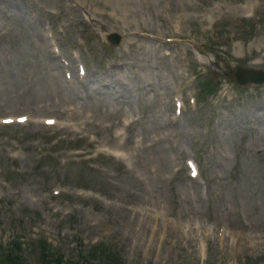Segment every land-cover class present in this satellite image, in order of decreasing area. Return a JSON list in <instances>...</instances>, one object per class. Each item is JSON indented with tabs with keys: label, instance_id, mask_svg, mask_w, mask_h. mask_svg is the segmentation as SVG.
<instances>
[{
	"label": "rangeland",
	"instance_id": "obj_1",
	"mask_svg": "<svg viewBox=\"0 0 264 264\" xmlns=\"http://www.w3.org/2000/svg\"><path fill=\"white\" fill-rule=\"evenodd\" d=\"M114 1L120 3L119 9L110 10L111 15H96L104 30L122 29L121 32L125 33L123 45L120 43L116 46L110 55L98 45L100 58L109 63L114 62L116 50L120 52L129 39L137 40L129 52L132 51L135 57L140 53L139 40L127 37L129 31L140 29V20L149 27L146 33L152 34L151 31L157 32L156 27L164 15H168L166 13L185 15L192 10L187 2L199 3L194 9L200 10L209 3L217 6L222 4L223 8L225 5L236 8L238 2H233L239 0H157L158 4L156 0H144V3ZM253 3L260 14L259 22L240 26L239 31L244 33L226 45V54L218 53L219 60L213 67L212 64L193 66L196 72L210 71L215 78L219 77L227 93L231 89V96L226 95L222 99L221 94H217L210 100L218 102L215 105L223 103L216 112H223L225 117L220 125L225 147L212 161V166L207 168L204 175L208 181L206 188L201 178L190 186L182 179L171 182L162 177L140 183L126 173L118 174L113 180L107 175L98 178L97 174V180L93 181L85 178V174L80 171L79 160L74 158V152L66 148L54 154V161L46 157L37 167L38 160L51 147L47 144V138L52 133L56 132L57 136L72 142L94 129L93 125H89L83 133H69L61 128L64 119L52 112L59 109L63 102L62 96L67 95L63 92V86L68 85L69 89L73 87L68 81L62 83L60 76L55 74V61L49 58L52 45L46 27L48 23H55L52 16L62 18L66 15L65 18L69 20L74 11L66 7L67 0H0V8L7 11L6 14L0 10V118L26 114L33 120L56 117L59 121L51 127L30 121L23 125L0 124V246L7 244L19 229L26 226L28 231L24 232L21 240L43 235L48 238L54 253H61L64 260L74 258L80 242L89 246L96 241L112 238L116 240L118 253L126 264H264V117L257 118L261 106L264 107V87L246 85L242 88L234 77L235 67L244 65L237 56L243 55L245 49L254 48L256 54L261 49L264 54V0H254ZM150 5L149 13L145 7ZM99 8L103 9L104 4ZM123 16L130 21L128 27L124 26L126 21L122 20ZM228 16L232 17L233 14L229 13ZM182 19L181 27L188 24L183 23ZM34 24L40 27L44 24L47 42L44 36L35 31ZM77 28L79 26L74 23L69 30ZM161 29H164L162 24ZM70 34L75 36V33ZM191 36L197 39L206 37L202 34L196 36L192 31ZM156 45V42H149L152 54L157 52ZM235 50H239V53L235 54ZM84 54L87 56L86 52ZM129 57L132 62L124 64L121 70L126 82L132 87L131 101L136 107L139 101L134 96L135 89L139 90L144 84L134 77V71L147 75L145 84H148L150 80H156L157 70L161 71L167 66L159 63L157 68L152 62L138 65L139 59ZM251 68L264 70V63ZM178 69L174 67L173 71ZM54 75L57 78H53ZM157 82V91L162 93L161 97L166 101L171 96L170 78ZM148 94H143V97H150L151 91ZM239 95L241 102L237 106L230 105L228 100L232 101ZM111 97L106 96V104ZM86 105L81 110L86 109ZM90 105L93 113L89 114L93 122L100 123L103 116L109 117V112H100L102 109L106 111L105 104ZM205 105L208 104H201L198 110L201 111ZM144 106V109H137L143 113L130 135L145 134L148 128L154 127L145 118L151 122L155 110L150 102ZM190 107L194 111L192 102ZM157 109L163 118L170 115L168 105H160ZM239 112L252 121L241 123L237 120L236 123ZM209 113L207 107L199 116L195 114L192 119H188V116L180 118L170 126L178 132L184 129L191 131L201 140L197 132L210 129L207 120ZM81 116L78 112L73 117ZM113 116L117 118L121 114ZM230 117L234 119L233 124L228 120ZM101 131L102 137L107 138L106 130ZM185 139L181 137L175 140L180 143ZM87 141L83 139V144ZM161 148V144H157L152 148L141 149V153L149 151L145 156L150 161L152 157L159 156L155 151ZM187 156H193L191 149ZM224 157L227 159L224 160ZM109 164L114 165L111 162ZM110 165L105 164L104 168L111 170ZM168 167L166 165L165 168ZM92 191L97 192L107 204L93 197ZM147 205L154 207L146 211L144 207ZM138 208L141 210L139 213L136 210ZM160 209L164 213L163 221L158 216ZM16 212L22 213L24 221L18 218ZM150 224V228H145ZM30 253L25 247L26 259Z\"/></svg>",
	"mask_w": 264,
	"mask_h": 264
},
{
	"label": "bare ground",
	"instance_id": "obj_2",
	"mask_svg": "<svg viewBox=\"0 0 264 264\" xmlns=\"http://www.w3.org/2000/svg\"><path fill=\"white\" fill-rule=\"evenodd\" d=\"M122 20L123 21H126V23H124V26H128L130 23H129V21H128V19H127V17H125V16H123L122 17ZM133 44H131V45H129V46H132ZM110 78H112V79H115V80H117V81H120L121 79H120V77L118 76V75H116V74H114V73H112V75L110 74V75H108ZM104 87H106V86H104V85H101L100 86V89H103ZM87 89V88H86ZM100 89H98V90H100ZM116 92H119L120 93V91L119 90H117ZM98 94L99 92L96 90V91H92V95L93 94ZM91 94H88L87 96H84V98H85V100L86 101H89V100H92L93 98H94V96H92ZM95 99V98H94ZM70 106H77V105H75V104H71ZM74 108V107H73ZM73 108H70L69 109V111L70 112H73ZM160 132H158L156 135H158ZM130 156L132 157V158H134V159H136V148H134L132 151H131V153H130ZM155 172V171H154ZM151 227V225H149L148 227H145V228H150Z\"/></svg>",
	"mask_w": 264,
	"mask_h": 264
}]
</instances>
